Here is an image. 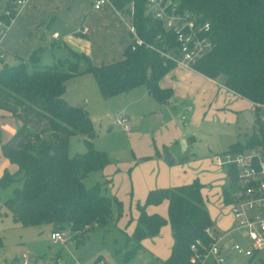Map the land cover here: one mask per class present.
I'll list each match as a JSON object with an SVG mask.
<instances>
[{"label": "trees", "instance_id": "1", "mask_svg": "<svg viewBox=\"0 0 264 264\" xmlns=\"http://www.w3.org/2000/svg\"><path fill=\"white\" fill-rule=\"evenodd\" d=\"M16 0H7L0 15L3 23L16 15ZM183 10L201 17L211 28L212 51L199 60L193 70L215 80L221 78L231 93L252 103L264 105V0H172ZM116 11L128 13L133 6L132 25L138 36L155 50L129 44L119 60L93 65L80 54L71 59L40 65L36 52L27 62L0 68V111L9 113L19 122L15 134L1 142L0 150L16 169L5 170L0 189L17 185L13 197L0 203V217L7 210L15 224L21 227L51 225L52 233L70 231L71 241L78 246L96 229L113 220L112 199L103 193V184L86 188L83 180L91 173L102 171L108 164L106 153L93 146L94 123L81 107L70 106L64 100L65 83L82 74H91L104 100L145 87L157 104H168L171 89L161 88L160 80L176 66L156 51L166 50L158 36H167L162 24L145 10L146 0H111ZM10 16H4V12ZM171 47L174 46L170 39ZM170 47V46H169ZM2 60V59H0ZM80 63L85 64L81 68ZM264 124L254 119L253 133L245 142L234 143L225 151L242 152L252 148L264 150ZM81 136L85 153L68 155L71 137ZM228 188L222 192L223 203L229 204L235 190L234 172L228 171ZM197 181L175 188L151 190L142 205L129 238L132 257L140 243L157 236L166 223L173 243L165 264H187L189 247L196 240L206 241L204 230L211 220ZM167 202V219L148 215V207ZM117 206L119 204L114 202ZM118 208V207H117ZM51 233V234H52Z\"/></svg>", "mask_w": 264, "mask_h": 264}, {"label": "rangeland", "instance_id": "2", "mask_svg": "<svg viewBox=\"0 0 264 264\" xmlns=\"http://www.w3.org/2000/svg\"><path fill=\"white\" fill-rule=\"evenodd\" d=\"M52 53L56 55L55 51ZM52 53L47 51L49 57ZM67 59L72 60L71 57ZM8 63V59L0 60V68ZM80 65L82 69L85 68L84 63ZM167 79L168 77L162 78L160 81ZM214 81L216 88L223 89L221 78ZM73 86L70 85V90ZM178 88L185 90V83ZM72 93L81 103L75 107L86 110L94 123V148L106 153L108 157L107 166L102 171L89 174L83 184L86 188L103 184V193L119 204L117 206L113 202L112 205L114 220L106 227L96 229L84 243L76 247L71 241L70 231L63 232V241L54 245L51 242V225L21 227L4 210V215L0 217V258L6 264H19L23 254L34 258L59 257L66 264L163 262L173 243L167 223L157 236L143 240L141 248L132 257L126 258V253L132 249L129 238L136 225L137 207L143 203L139 187L146 186L149 182L158 185L159 182L170 183L172 180L174 183L197 180L202 185V196L213 230L222 233L234 227L230 208L221 199L222 192L228 188L227 172L216 167L212 157L224 153L231 144L243 143L251 133V127L239 112L243 113L245 109L253 111L245 100L227 97L228 93L222 90L218 102L208 104L207 109H193L186 98L184 103L188 106L177 104L175 110L171 111L165 105L157 104L147 94L145 87L135 89L123 97L105 101L102 98L91 102L89 107L84 102L83 95L76 91ZM175 99L177 98H173L172 102ZM122 115L128 118L132 127L129 134L115 123ZM194 115L195 118L191 121ZM156 116L162 119L157 121ZM182 116L186 121L182 120ZM182 135H185L184 140H189L185 148L180 139ZM85 151L81 136L70 138V157ZM167 154L172 156L170 163L164 161ZM6 166L7 161L0 162V174ZM16 187L14 184L0 189L2 205L13 197ZM167 187L174 186L169 184ZM163 204L158 205V208L164 211L165 214L162 215L167 219V205L165 207ZM257 259L264 260V252L259 253ZM231 264H249V260L236 256L231 259Z\"/></svg>", "mask_w": 264, "mask_h": 264}, {"label": "crops", "instance_id": "3", "mask_svg": "<svg viewBox=\"0 0 264 264\" xmlns=\"http://www.w3.org/2000/svg\"><path fill=\"white\" fill-rule=\"evenodd\" d=\"M6 2L7 0H0V15L5 9ZM93 2L94 0H25L23 6L16 8V15L10 24L8 32L0 38V54H3L2 59H8V65H14L19 60L27 62L29 56L36 52L39 56L40 65H50L57 60L67 59L72 53L86 56L95 66L119 60L124 50L130 44V35L127 28L128 21L121 20L118 16V12L111 5L105 6L99 11H95L92 8ZM54 34H57L58 37L54 38ZM47 51H50L51 53L55 51L56 55L54 56L52 53V56L49 57ZM167 77V81L162 80L159 84L161 88L171 89L173 92V98H177L175 99L177 100L176 103L172 102V98L170 103L163 104L167 107V110H175L177 104L186 106L187 104L184 103L186 98H188L190 102L188 105L193 106V109H207L208 104L218 102V97L222 90L228 93L227 97L244 100L228 91L224 86L223 89L217 87V90L214 86V80L208 79L191 69L176 66L168 73V75H166V77H163V79ZM183 83H185V90H183L184 93L178 88L180 84ZM70 85H74L73 89H71L72 91H76L83 95L82 98L85 100V103L87 102L86 105L88 107L91 102H97L100 99L102 100L93 76L91 74H82L65 83V93L63 97L66 103L70 106H80L81 104L70 90ZM178 90H180V94ZM132 91L133 90L114 98L123 97V95ZM103 101L105 100L103 99ZM246 102L251 106L253 111L251 112V109H245L243 113L242 111H239L240 114H243V119L244 115L247 116V114H249L252 119V124H249L244 119L247 125L251 127V133L245 137V140L252 135L254 119H256L257 112H259L255 105L248 101ZM120 117L125 118L129 124V120L125 115L119 116V118ZM181 118H184L182 120L186 121L184 116ZM194 118L195 115L192 116L191 121H193ZM161 119L162 117L158 118L157 121H160ZM116 125L124 130L123 126L118 125L117 123ZM18 126L19 122L16 118L9 113L0 111V132L2 143L7 142L15 134ZM129 126V131L124 130L128 134L132 131L130 124ZM109 130L110 129H108V131ZM184 136L185 135H182L180 137L182 141L185 138ZM184 141L185 144L189 143V140L187 139ZM4 161L7 160L3 158L0 150V162L4 163ZM9 164L10 163L7 161V166L0 174V178L5 170L10 172L15 171L16 168ZM220 169L227 172L224 168ZM192 182L193 181L188 180L181 183H174L172 180L170 183L159 182L158 185L149 182L146 186H140L139 192L142 194L144 202L146 194L151 190L168 188L167 186H169V184L170 186L179 187ZM227 182H229L228 174ZM221 199L223 200V197ZM163 203L165 207L166 205L168 207L166 201ZM161 211L163 210L158 208V206H151L146 209L148 215L158 214L163 216L165 213L164 211ZM169 254L170 249L166 253L165 258H161H164L165 261Z\"/></svg>", "mask_w": 264, "mask_h": 264}, {"label": "built area", "instance_id": "4", "mask_svg": "<svg viewBox=\"0 0 264 264\" xmlns=\"http://www.w3.org/2000/svg\"><path fill=\"white\" fill-rule=\"evenodd\" d=\"M24 3L25 0H16L15 8ZM108 5L113 6L111 0H94L92 8L99 11ZM145 10L167 32V36L157 37L165 42L166 50H156L165 60L175 66L193 70V66L212 51L214 43L210 25L203 22L200 16L181 9L172 0H146ZM117 12L121 20L128 21L131 49L145 46L155 50L138 36L132 25L133 6L129 7L128 13ZM4 16L9 17V12L5 11ZM12 20L9 19V24L0 20V38L8 32ZM53 37L57 38L58 35L54 34ZM170 39L173 40L172 47ZM2 58L3 54H0V59ZM256 109L259 110V123L264 124V105H258ZM116 123L123 126L125 131L130 130L125 118H118ZM212 162L216 167L226 169L227 174L228 171L234 172L235 190L230 203L225 204L230 208L234 227L222 233L213 230L212 226L207 227L204 230L206 241L196 239L190 245L187 264H231V259L236 256L245 257L249 264H264V260L257 259L259 253L264 252V150L252 148L242 152L227 151L213 156ZM228 180H231L229 175ZM63 238L61 232L51 234L54 245L61 243ZM0 264L6 263L0 258ZM19 264L66 263L59 257L34 258L23 254Z\"/></svg>", "mask_w": 264, "mask_h": 264}, {"label": "water", "instance_id": "5", "mask_svg": "<svg viewBox=\"0 0 264 264\" xmlns=\"http://www.w3.org/2000/svg\"><path fill=\"white\" fill-rule=\"evenodd\" d=\"M176 101H177V100H174V103H176ZM158 118H160V116H156V120H158ZM244 119H245L249 124H252V119H251V117H250L249 114H247V116L244 115ZM181 143L184 145V144H185V141L183 140ZM164 161H165L166 163H170V162L172 161V156H170V155L167 154V155L165 156V158H164Z\"/></svg>", "mask_w": 264, "mask_h": 264}]
</instances>
